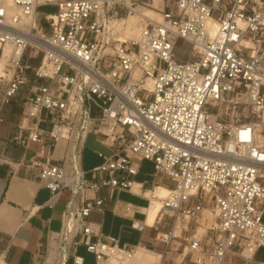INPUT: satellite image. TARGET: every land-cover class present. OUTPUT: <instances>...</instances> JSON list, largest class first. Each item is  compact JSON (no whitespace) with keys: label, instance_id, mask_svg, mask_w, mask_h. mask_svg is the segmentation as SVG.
<instances>
[{"label":"built area","instance_id":"1","mask_svg":"<svg viewBox=\"0 0 264 264\" xmlns=\"http://www.w3.org/2000/svg\"><path fill=\"white\" fill-rule=\"evenodd\" d=\"M10 1L0 0V59L14 52L0 112L23 92L34 123L0 137V162L7 146L24 147L19 163L38 169L46 203L69 192L60 264H86L79 246L94 264H230L228 253L253 264L264 247V0ZM41 6L56 10L41 19ZM130 17L137 37L122 40L110 26ZM180 38L192 44L186 62L176 60ZM90 134L110 154L97 152L102 161L85 170ZM59 142L64 155L54 158ZM143 161L167 178V194L153 226L123 203L117 214L152 228L154 240L121 243L88 217L133 191ZM206 207L214 223L198 232Z\"/></svg>","mask_w":264,"mask_h":264},{"label":"crops","instance_id":"2","mask_svg":"<svg viewBox=\"0 0 264 264\" xmlns=\"http://www.w3.org/2000/svg\"><path fill=\"white\" fill-rule=\"evenodd\" d=\"M23 95V92H18L16 100L1 109L0 115L3 122L0 123V137L10 136L21 123L24 125L34 123L33 120H24V115L30 111V107L22 103ZM43 115H45L44 112ZM40 126L45 130L50 129L48 122H43ZM94 141L98 145L94 149V153L110 154V149L98 142L96 138ZM39 148L40 145L37 143H31L29 146L30 151H36ZM28 152L24 147L9 145L4 149L7 162H0V264H46L49 251L63 242L58 237L61 230V213L70 194L67 190H63L53 206H49L46 202L49 200L50 193L41 186L37 177L38 169L29 168L19 163ZM63 155L64 142H59L53 157L57 158ZM141 176L142 168L140 167V173L136 180L138 183L145 184V190H151L153 186L165 185L168 182L165 176L154 177V171L151 184L139 179ZM123 193L132 198L144 200L146 205L121 200L119 195ZM101 195L108 197L109 193L103 191ZM117 200V203L112 200L107 201L105 213L102 215L92 212L88 221L100 224L104 234L118 238L121 243L136 244L141 241L151 245L154 240L152 228L145 229L153 233L152 239L144 241L142 235L145 230L139 232L133 229L131 219L117 214L123 203H131L135 207L134 218L142 220L144 213L142 208L148 205V198L138 194V186H135L133 191L118 193ZM92 215L97 216V219H93ZM138 216L141 219L137 218ZM118 219L126 222L117 224ZM80 247L83 246L77 248V254L84 257L87 264L86 256L79 253ZM86 253L92 257V264H94V256L87 251ZM253 259V264L264 262V247L257 250ZM227 261L230 264H246L241 257L234 253L227 254Z\"/></svg>","mask_w":264,"mask_h":264},{"label":"rangeland","instance_id":"3","mask_svg":"<svg viewBox=\"0 0 264 264\" xmlns=\"http://www.w3.org/2000/svg\"><path fill=\"white\" fill-rule=\"evenodd\" d=\"M56 10V8L54 6H41L38 9V14L39 17L42 19L43 15L47 14V13H52ZM150 14V13H148ZM131 19L135 22L138 21V18L135 17H131ZM175 54H176V60L179 62H186L189 61L192 55V44L190 42H188L187 40L184 39H178L175 45ZM32 64H37L38 63V59L34 60L31 62ZM1 85V83H0ZM94 115H96V113H94ZM94 135L90 134L85 142V147H84V152H83V168L85 170H89L92 167L100 164V162L102 161L96 153H94V149L98 147V145L96 144V142L94 141ZM142 176L141 178L139 177V179H143V181H147V183H152V173L154 171L153 169V165L152 163L148 162V161H143L142 162ZM119 198L121 200H129L135 204H139V205H146V202L144 200H141L139 198H132L126 194H120ZM148 198L149 200H151V194H148ZM145 213V211H144ZM93 219H97V216L92 215L91 216ZM137 218H140V216H138ZM264 219V217H263ZM212 221L211 219V214H210V209L209 207H206V210L204 211L203 217H201L196 226L198 227V232H203V229H205V227L212 225L213 223L210 222ZM124 223L126 221L124 220H117L116 223ZM153 237V233L149 230H145L143 235H142V239H144V241H149L150 239H152ZM139 238V236H138ZM262 251V250H261ZM79 253L83 254L86 256L87 258V264H92V257L90 255H88L84 249V247H80L79 248ZM57 256V257H56ZM54 259V260H53ZM58 252L56 251L55 248L51 249L49 251L48 254V258H47V262L46 264H58ZM60 264V263H59ZM70 264V263H68Z\"/></svg>","mask_w":264,"mask_h":264},{"label":"bare ground","instance_id":"4","mask_svg":"<svg viewBox=\"0 0 264 264\" xmlns=\"http://www.w3.org/2000/svg\"><path fill=\"white\" fill-rule=\"evenodd\" d=\"M4 4H10V0H1ZM148 14V13H145ZM136 23L130 18L123 20L122 22H115L112 23L110 26V30L114 33H116V36L119 37L122 40H128V39H135L137 37V29H136ZM14 52L12 50H5L4 56L0 59V76L3 75V70L6 66L9 65V58L12 57ZM14 57H17V54L14 55ZM138 186V194H141L148 198V194H151V200L149 202V205L142 208V211H145L146 214V224L148 226H153L155 222V218L157 214L160 211L161 207V198H164L167 194V188L164 186H158L154 191L152 190H144L143 192H140L139 184L136 183L133 187ZM137 190V188H136ZM149 199V198H148ZM206 210V209H205ZM212 223H214V218L211 215ZM56 251L58 252V264L60 263L61 259V253L59 251V248L55 247Z\"/></svg>","mask_w":264,"mask_h":264}]
</instances>
